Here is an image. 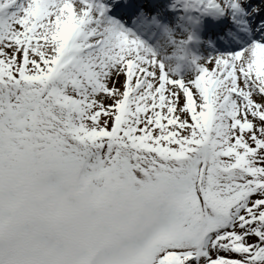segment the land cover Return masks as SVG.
Instances as JSON below:
<instances>
[{
	"label": "snow or ice",
	"instance_id": "obj_1",
	"mask_svg": "<svg viewBox=\"0 0 264 264\" xmlns=\"http://www.w3.org/2000/svg\"><path fill=\"white\" fill-rule=\"evenodd\" d=\"M0 264H264V0H0Z\"/></svg>",
	"mask_w": 264,
	"mask_h": 264
}]
</instances>
